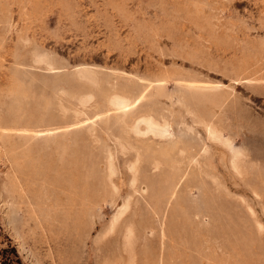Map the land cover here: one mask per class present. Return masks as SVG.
I'll return each instance as SVG.
<instances>
[{
    "label": "rangeland",
    "instance_id": "1",
    "mask_svg": "<svg viewBox=\"0 0 264 264\" xmlns=\"http://www.w3.org/2000/svg\"><path fill=\"white\" fill-rule=\"evenodd\" d=\"M13 75L29 92L31 123L52 131L42 128L33 141L39 160L28 170L37 181L29 198L11 181L9 146L18 138L0 137V264H103L114 255L123 264L130 220L146 227L137 264H264V0H0V86ZM193 84L227 98L196 103ZM121 89L138 95L137 113L165 119L171 136L200 150L161 213L147 187L161 169L120 146L107 107L108 94ZM189 108L212 114L242 153V168L231 167L229 151L208 139ZM39 188L52 201L40 196L33 212ZM69 190L87 199L65 214ZM125 202L116 229L100 238Z\"/></svg>",
    "mask_w": 264,
    "mask_h": 264
},
{
    "label": "bare ground",
    "instance_id": "2",
    "mask_svg": "<svg viewBox=\"0 0 264 264\" xmlns=\"http://www.w3.org/2000/svg\"><path fill=\"white\" fill-rule=\"evenodd\" d=\"M36 61H44L47 65L46 68H53L51 63L46 59L39 58ZM77 77L89 83H93L94 81V76L87 72H80ZM159 80L167 81L164 77H159ZM22 85V81L17 75H13L11 77V82L8 85L0 86V104L3 105L5 103L4 98L10 96L11 103L7 108L13 110L16 114L14 117L10 118L11 120L6 119L5 113L0 108V137L9 138L15 136L18 138L16 139V142H13L11 146H9L10 161L13 168L11 181L14 184L15 190L20 193V195L24 198H29V185H35L37 181L34 175H29L28 170L35 167L39 160L36 156L37 149L35 147V142L33 141L38 139L42 128L49 132L52 131V128L49 127L50 125L43 124L39 119L33 120V123H31L32 121L25 108V101L29 96V92ZM191 86L192 92L190 99L196 103L217 106L227 98L226 95L217 88L208 86L200 87L199 85L194 84ZM185 96L186 95L182 93L179 94L178 100L185 101ZM89 99L90 95L87 94L82 100V103L88 102ZM137 99L138 95H133L130 92L121 89L108 94L107 107L118 118L119 128L117 131L120 146L122 148L133 149L137 161L147 160L152 169H161L160 177L157 179L158 181L155 182L154 180H150L147 182V187L150 191L155 187L156 197L159 198L158 201L152 202V208L156 213H161L163 212L164 205H167L169 202L168 199L175 194L178 185L187 174V167L194 164L196 161V156L199 155L200 150L188 140L171 136L169 125L165 119L158 120L150 113H137L134 109L135 101ZM189 111L196 118L204 121L208 139L215 142H221V144L229 151L231 167L236 171L242 168V153L235 148L232 138L223 135L221 127L213 120L212 114H201L200 110L197 108H189ZM23 117L24 120H22ZM42 131L44 130L42 129ZM147 134H150L151 136L145 137ZM181 163L184 164L183 167H181ZM132 168V179L135 181L138 165H133ZM112 172L113 169L110 163H108L109 175H111ZM32 190L35 191L33 193L34 201H30L29 205L33 212L41 204L40 196H44L48 203L52 201L50 193H44L41 188L38 190ZM62 194L65 195L66 203H68V207L64 209L65 214L70 212V209L74 207L76 201H84L87 199H78L77 194L74 193L73 190L63 191ZM49 206L50 205H45V208ZM128 208L129 204L125 202L117 214L113 216L106 230L101 233L100 238H104L116 229L121 216ZM145 229L146 227L143 225L141 226L135 220H130L125 225L122 233V246L126 252V258L125 260H122L123 264H137L136 245L137 242L141 240ZM159 236L160 242L163 244L164 238H166V230L163 226L159 230ZM161 260H163V256L161 257ZM120 262L121 259L115 255L113 257H106L103 260V264H120Z\"/></svg>",
    "mask_w": 264,
    "mask_h": 264
}]
</instances>
